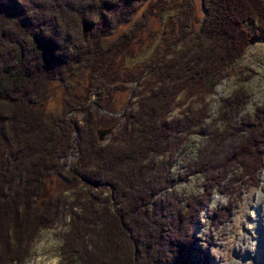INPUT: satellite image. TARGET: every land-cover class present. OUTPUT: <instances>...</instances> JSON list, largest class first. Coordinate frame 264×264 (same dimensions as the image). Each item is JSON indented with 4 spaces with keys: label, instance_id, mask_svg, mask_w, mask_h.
<instances>
[{
    "label": "trees",
    "instance_id": "16d2710c",
    "mask_svg": "<svg viewBox=\"0 0 264 264\" xmlns=\"http://www.w3.org/2000/svg\"><path fill=\"white\" fill-rule=\"evenodd\" d=\"M174 5L0 0V264H23L39 232L65 210L61 250L69 264H208L205 252L190 258L195 227L213 191L238 171L257 180L264 105L240 114L248 95L236 93L223 100L221 127L209 130L207 98L248 45L264 41V0H202L204 16L188 31L195 8L184 0L177 9L182 42L165 41L141 68L118 62L157 8ZM55 80L65 93L48 116L35 105ZM128 88L119 117L109 116L115 94ZM109 122L113 130L101 142L96 130ZM195 133L206 138L188 164L201 192L178 197L168 193L176 179L169 167ZM54 173L76 194L70 200L63 189L39 208Z\"/></svg>",
    "mask_w": 264,
    "mask_h": 264
},
{
    "label": "rangeland",
    "instance_id": "374dc122",
    "mask_svg": "<svg viewBox=\"0 0 264 264\" xmlns=\"http://www.w3.org/2000/svg\"><path fill=\"white\" fill-rule=\"evenodd\" d=\"M165 1L168 5L176 4L172 7L157 8L150 24L130 42V45L133 44L132 51L129 52L128 46L125 47L126 54L118 57V62L125 61L128 65L140 64L141 68L154 50L165 41L174 40L176 37H180L177 42L183 41L177 9L184 0ZM192 3L195 12L192 21L185 26V31L197 29L204 16L202 0H192ZM129 24L120 25L107 39L115 36ZM151 33H154V36ZM77 78L84 84V73ZM128 86L131 88L133 83H128ZM130 88L115 94L111 105L114 112L109 113V116L119 117L122 107L129 100ZM78 90L84 92L81 86ZM241 91L248 95V99L240 114L246 112L252 114L257 106L264 105V41L253 40L235 62L234 69L215 85L213 93L208 96L209 117L204 125L209 126V130L220 128L222 125L220 115L223 100ZM64 93L65 87L62 82L55 80L47 87L42 101L35 106L48 116L52 115V112L60 110ZM199 106L198 103H193V107ZM179 109L180 107L175 109L176 114ZM82 115L79 112L75 114L79 119ZM113 127L111 122L98 126L97 136L98 130L109 129L103 138L99 139L101 142H106ZM205 142L206 138L203 135L191 134L183 148L173 157L169 173L176 179L174 187L168 193L180 197L201 192L202 180L198 174L190 173L188 164L196 158ZM71 156L68 164L74 158ZM160 160L159 157L158 161ZM254 170L257 173V180L241 176V171H238L234 182L227 184L223 191H213L210 205L202 212L200 222L195 227L194 249L190 255L192 260L197 253L205 252L208 264H264V163L255 165ZM234 171H237L236 168ZM65 186L66 183L57 174L48 175L44 193L38 199L37 206L42 208L48 197L65 189ZM64 193L70 200L76 194L75 191L66 189ZM68 222L69 214L65 210L52 227L40 231L31 249V255L23 264H69L61 250L64 235L69 227Z\"/></svg>",
    "mask_w": 264,
    "mask_h": 264
},
{
    "label": "water",
    "instance_id": "95a60500",
    "mask_svg": "<svg viewBox=\"0 0 264 264\" xmlns=\"http://www.w3.org/2000/svg\"><path fill=\"white\" fill-rule=\"evenodd\" d=\"M108 131H109V129L98 130V138H99V139H102L103 136L105 135V133L108 132ZM71 157H72V156L70 155L69 158H71Z\"/></svg>",
    "mask_w": 264,
    "mask_h": 264
}]
</instances>
